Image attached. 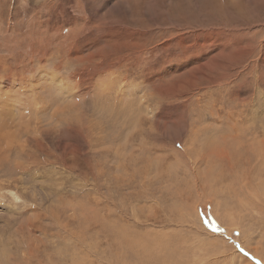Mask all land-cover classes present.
Listing matches in <instances>:
<instances>
[{
    "label": "rangeland",
    "instance_id": "374dc122",
    "mask_svg": "<svg viewBox=\"0 0 264 264\" xmlns=\"http://www.w3.org/2000/svg\"><path fill=\"white\" fill-rule=\"evenodd\" d=\"M0 264H264V0H0Z\"/></svg>",
    "mask_w": 264,
    "mask_h": 264
},
{
    "label": "snow or ice",
    "instance_id": "6c2138e0",
    "mask_svg": "<svg viewBox=\"0 0 264 264\" xmlns=\"http://www.w3.org/2000/svg\"><path fill=\"white\" fill-rule=\"evenodd\" d=\"M179 146V145H178ZM237 235H239V233H237ZM238 247V246H237ZM241 251H243V249H241Z\"/></svg>",
    "mask_w": 264,
    "mask_h": 264
}]
</instances>
